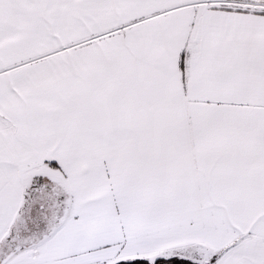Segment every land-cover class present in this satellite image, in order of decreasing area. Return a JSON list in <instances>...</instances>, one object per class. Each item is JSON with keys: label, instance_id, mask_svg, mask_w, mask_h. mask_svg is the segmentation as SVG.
<instances>
[{"label": "snow or ice", "instance_id": "6c2138e0", "mask_svg": "<svg viewBox=\"0 0 264 264\" xmlns=\"http://www.w3.org/2000/svg\"><path fill=\"white\" fill-rule=\"evenodd\" d=\"M0 264H264V0H0Z\"/></svg>", "mask_w": 264, "mask_h": 264}]
</instances>
